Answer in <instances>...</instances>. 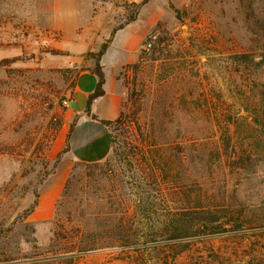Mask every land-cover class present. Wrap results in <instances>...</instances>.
Returning a JSON list of instances; mask_svg holds the SVG:
<instances>
[{
	"label": "rangeland",
	"instance_id": "374dc122",
	"mask_svg": "<svg viewBox=\"0 0 264 264\" xmlns=\"http://www.w3.org/2000/svg\"><path fill=\"white\" fill-rule=\"evenodd\" d=\"M116 36L123 150L170 157L161 194L112 151L64 152ZM263 57L264 0H0V264H264Z\"/></svg>",
	"mask_w": 264,
	"mask_h": 264
},
{
	"label": "crops",
	"instance_id": "0c3cea01",
	"mask_svg": "<svg viewBox=\"0 0 264 264\" xmlns=\"http://www.w3.org/2000/svg\"><path fill=\"white\" fill-rule=\"evenodd\" d=\"M116 44L117 36L110 44L102 60L103 72L105 74V84L103 87L105 93L103 96L98 97L91 106V113L103 120L117 119L122 112L124 101V94L113 85L114 76L111 71L109 72L110 68H108L110 64L111 67H116L115 54H112V50ZM116 49L118 50L119 48ZM111 55L113 56L111 57ZM97 80V76L91 71L80 73L74 96L68 101L69 111L78 116L77 124L69 139L70 155L77 161L100 162L105 160L112 151L109 129L102 123L92 120L86 113L87 100L94 92ZM72 102H77L78 107L76 109L70 108ZM84 129L86 130L84 131Z\"/></svg>",
	"mask_w": 264,
	"mask_h": 264
},
{
	"label": "trees",
	"instance_id": "16d2710c",
	"mask_svg": "<svg viewBox=\"0 0 264 264\" xmlns=\"http://www.w3.org/2000/svg\"><path fill=\"white\" fill-rule=\"evenodd\" d=\"M111 39L108 40L106 43H104L101 46L100 51L97 54V64L95 69L92 71L98 78L97 80V84L95 87L94 92L88 97L87 100V106H86V113L87 115L95 121H98L100 123H102L103 125H105L109 131H110V137H111V142H112V155L114 156V158H121V157H125V159L128 161V165L130 167H132L134 165V171L137 173L139 172H143L146 175V179L148 180V182L151 184V186H153L154 184L158 185V193L161 194L164 191V188L162 187L163 183L159 182L160 177L162 176L163 179L168 181V177L170 176V157L167 156L164 152H161V150H152L153 147H156L157 145L152 144L154 143V140L152 141L151 144L146 145L144 144V146L142 145L141 147L139 145L137 146H133L134 150L130 151V152H125L123 150V143H124V139H122L123 137L127 138V135L129 134V128H131V125L133 124H138V120H139V112L136 111L134 113V115L132 116L131 113H127L125 111H122L120 116L115 119V120H103L100 119L98 116L94 115L91 113V106L92 103L98 98L104 95V84H105V74L103 72V67L99 64V61L102 59V57L106 54L109 45L111 44ZM262 62H264V57ZM139 64L135 65V68H138ZM122 106V110H123ZM135 121V123H134ZM137 121V122H136ZM77 124V120L74 121V123L72 124L71 128H70V132L69 135L67 137V144H66V148L64 150V152L69 151L70 149V145H69V139L70 136L75 128ZM123 131L125 133H123ZM116 132H119V134H116ZM153 136V135H152ZM122 137V138H121ZM154 139V137H153ZM130 159V160H128ZM140 161V162H139ZM140 163V165H139ZM98 165V164H97ZM173 169V168H172ZM152 180V182L150 181ZM148 196L149 193L146 192ZM140 197V203H139V207L141 208L140 211L142 213H146V212H151L152 211V204L153 201L149 200V197ZM112 227L114 226H110V228L112 229ZM186 230H190L192 229L190 227V225L186 226V228H184ZM179 236L181 237H185V235L182 234H178L177 236H172L169 239L170 240H174L177 239ZM13 259L10 260H0V263L2 262H8L11 261ZM60 261H67L69 264L72 263V258H68V259H60Z\"/></svg>",
	"mask_w": 264,
	"mask_h": 264
},
{
	"label": "built area",
	"instance_id": "2783aa9c",
	"mask_svg": "<svg viewBox=\"0 0 264 264\" xmlns=\"http://www.w3.org/2000/svg\"><path fill=\"white\" fill-rule=\"evenodd\" d=\"M151 49H152V41L148 42V43L146 44V47H145V50H147V51H150ZM65 104L68 105L69 102L66 101Z\"/></svg>",
	"mask_w": 264,
	"mask_h": 264
},
{
	"label": "bare ground",
	"instance_id": "6f19581e",
	"mask_svg": "<svg viewBox=\"0 0 264 264\" xmlns=\"http://www.w3.org/2000/svg\"><path fill=\"white\" fill-rule=\"evenodd\" d=\"M87 129H88V128H87ZM85 130H86V129H84V131H85ZM87 131H89V130H87ZM87 131H86V133H87ZM80 132H81V131H80ZM82 133H83V131H82ZM82 133H81V134H82ZM79 135H80V134H79ZM90 135H91V133H90ZM92 136H93V135H92ZM82 142H83V141H82ZM81 144H82V143H81Z\"/></svg>",
	"mask_w": 264,
	"mask_h": 264
}]
</instances>
